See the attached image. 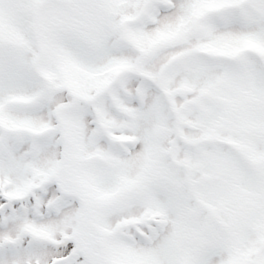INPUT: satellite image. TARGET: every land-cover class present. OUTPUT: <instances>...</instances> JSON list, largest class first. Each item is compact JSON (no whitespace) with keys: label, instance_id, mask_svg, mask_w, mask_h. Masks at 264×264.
<instances>
[{"label":"snow or ice","instance_id":"snow-or-ice-1","mask_svg":"<svg viewBox=\"0 0 264 264\" xmlns=\"http://www.w3.org/2000/svg\"><path fill=\"white\" fill-rule=\"evenodd\" d=\"M0 264H264V0H0Z\"/></svg>","mask_w":264,"mask_h":264}]
</instances>
